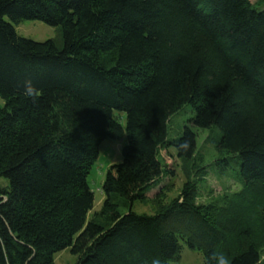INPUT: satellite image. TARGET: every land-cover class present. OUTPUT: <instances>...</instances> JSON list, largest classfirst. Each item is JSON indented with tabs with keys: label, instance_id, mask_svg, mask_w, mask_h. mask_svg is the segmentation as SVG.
Returning a JSON list of instances; mask_svg holds the SVG:
<instances>
[{
	"label": "trees",
	"instance_id": "obj_1",
	"mask_svg": "<svg viewBox=\"0 0 264 264\" xmlns=\"http://www.w3.org/2000/svg\"><path fill=\"white\" fill-rule=\"evenodd\" d=\"M24 21L60 40L19 37ZM0 99V264H54L66 249L76 264H172L181 242L204 264H264V0H0ZM187 105L189 123L217 129L214 148L239 159L242 191L224 202L196 203L193 130L167 139ZM124 134L87 220L99 145ZM171 146L180 192L132 212L173 177Z\"/></svg>",
	"mask_w": 264,
	"mask_h": 264
},
{
	"label": "rangeland",
	"instance_id": "obj_2",
	"mask_svg": "<svg viewBox=\"0 0 264 264\" xmlns=\"http://www.w3.org/2000/svg\"><path fill=\"white\" fill-rule=\"evenodd\" d=\"M259 0H250L257 3ZM15 27L16 34L19 37L30 39L37 42L45 40H60L59 28L50 27L39 21H24ZM4 106L0 99V108ZM117 114V113H116ZM119 115V116H118ZM194 116L191 106L187 105L175 115H173L167 124V139L176 140L182 134L187 126L196 134L197 153L194 167L200 168L195 171L191 169V181L196 186V203L207 204L209 202L220 203L231 197H234L242 191V179L239 173V159L235 156H227L219 153L214 148V143L219 137V131L215 128L197 129L189 123ZM120 124L124 127V114H117ZM126 144V135L120 140H104L99 145L98 157L88 175L87 181L90 190L94 195L93 208L88 213L87 220L91 219L94 213H97L104 200L101 192V186L104 181L108 168L122 161L121 151ZM176 150L173 146L169 150L161 151L163 164L169 170L174 172L173 177L163 178L148 194V200L142 203L135 202L130 210L136 214L151 215L156 211V204L153 203L156 197H160L161 204H168L174 199L186 181L183 167L184 165L175 155ZM228 159L222 160V159ZM7 181L0 179V188L6 187ZM160 192V193H158ZM158 193V194H157ZM156 195V196H155ZM126 209H121V213H126ZM264 208L259 211L260 218L258 230L264 240V218L262 214ZM180 253L178 261L172 264H204V258L197 250L190 249L186 244L180 243ZM54 264H76L77 257L72 255L68 249L56 253L53 256Z\"/></svg>",
	"mask_w": 264,
	"mask_h": 264
},
{
	"label": "clouds",
	"instance_id": "obj_3",
	"mask_svg": "<svg viewBox=\"0 0 264 264\" xmlns=\"http://www.w3.org/2000/svg\"><path fill=\"white\" fill-rule=\"evenodd\" d=\"M217 264H228V261L224 256L221 255L217 258Z\"/></svg>",
	"mask_w": 264,
	"mask_h": 264
}]
</instances>
